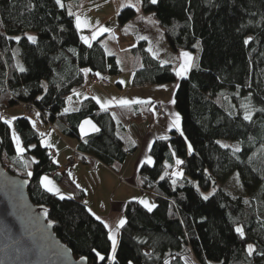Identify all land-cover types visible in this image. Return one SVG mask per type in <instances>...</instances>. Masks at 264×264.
I'll list each match as a JSON object with an SVG mask.
<instances>
[{"label": "trees", "instance_id": "1", "mask_svg": "<svg viewBox=\"0 0 264 264\" xmlns=\"http://www.w3.org/2000/svg\"><path fill=\"white\" fill-rule=\"evenodd\" d=\"M83 1L62 0L61 7L56 0H0V110L32 102L45 123L77 139L81 151L116 168L136 144L124 126L116 125L112 111L127 124L143 114L151 117L157 102L104 110L88 98L79 110L64 111L66 97L86 77L122 72L118 57L107 53L102 39L86 44L75 16L68 14L69 6L75 13ZM141 9L152 13L171 48L190 52L193 61L187 77L178 80L172 64L148 51L147 40L131 48L141 60L133 87L178 81L175 106L183 133L173 131L171 138L153 143L154 163L143 164L139 176L157 205L149 211L140 202L128 203L115 261L108 228L89 211L85 191L68 172L59 171L29 117L14 120L26 148L23 154L16 150L12 126L0 119V155L30 179L31 200L47 208L57 236L76 258L87 257L90 264H189L185 257L194 264H264V0H141ZM136 15L135 8L125 7L120 23ZM17 36L19 41L10 39ZM244 104L250 105L251 120L244 119ZM88 118L100 130L82 136L80 125ZM221 139L237 143L240 151L222 147ZM176 158L184 162L181 177L171 175ZM237 173L243 195L219 184ZM43 175L65 184L74 196L61 199L48 191ZM237 227L243 228V236ZM248 245H253L251 254Z\"/></svg>", "mask_w": 264, "mask_h": 264}, {"label": "crops", "instance_id": "2", "mask_svg": "<svg viewBox=\"0 0 264 264\" xmlns=\"http://www.w3.org/2000/svg\"><path fill=\"white\" fill-rule=\"evenodd\" d=\"M137 15H139L138 12ZM137 15L128 23L136 25L135 23ZM139 16L142 17V14H140ZM142 21L146 24H149V27L151 26V29L153 30V41L147 40V49L151 47L153 49V52L158 53V55L155 57L161 60L162 63L163 61H170V57L171 55H173L175 61L173 62L171 60V63L164 64H172L175 68H178L179 63L181 62V60L179 59L180 54L184 51H174L169 45L166 36L162 30V32L158 30V28H156V26H154L153 24H150L149 21ZM156 37H159V40L157 41L158 44H156L155 42ZM131 66V77L129 83L132 86L131 82L134 70L137 67L141 66L140 58L136 57L131 62ZM85 73L88 76V71ZM187 75L183 77L178 76V80L187 77ZM107 79L109 80L108 85H103L102 83L91 85L90 79L86 77L85 82L82 85L75 87L73 89V92L66 97L65 108L69 109L68 112H73L72 109L79 110L86 99L93 97H99L101 102L110 100L112 98H115L116 100L128 99L140 100L143 102H160L163 104L167 112V115L165 117L158 116L157 114L153 113L151 117H148L146 119H133L127 124H124L119 114L114 110L112 111V116L116 125L118 127L124 126L125 130L129 135V138L132 139V141L136 144L135 151L129 154L126 161L122 165H119L116 168L109 167L108 165L104 164L102 161H100L91 154H88L89 157L86 162L77 161L74 164L69 165V161L73 156L74 151L85 153L79 149L78 140L75 138L67 137L60 133L56 128H52L49 124L45 123L41 119L40 114V118H38V123L40 124L41 121L47 124V126L50 128L48 130L47 137L45 138V141H43V143L47 147H49L48 145H51V147L49 148L53 153L54 162L59 166V171L68 172L71 177L75 179L77 185H79L85 191L86 195L84 201L87 204L88 208L91 209V212L96 217H100V220H102L104 223H107L108 230L109 228H111L112 231L115 232L118 244L120 230L122 227L119 228L118 232H116V227L118 221L121 218H126V221H128L126 215V208L128 206V203L131 201L141 203V200H144L151 204V201L147 198L146 194L151 192L142 189L139 172L141 166L147 163V157H151L154 163V158L151 154V148L153 143L156 140L161 139V137L163 136L171 138L173 131L182 134L183 128L182 119H180L179 129L171 127L174 118L172 114L179 113L176 109L175 102L173 103V101H175V92L178 86V81L164 84L147 85L142 87L132 86L133 88L129 90L131 92L129 96L123 95L126 86L120 80L117 82V85L119 93L122 94L116 95V97L111 96L110 92H107L104 88L94 91L88 89L84 90L85 88L91 89V87H95L96 85L108 87L109 85H111V82L109 78ZM74 90L75 92L81 93V95L76 96L74 94ZM111 93L114 94L112 90ZM106 96H108L109 98H106ZM69 97L72 98L71 101L68 100ZM114 105L117 104L114 103L111 106ZM85 120H91L93 124H95V126L99 128V126L93 119L88 118ZM85 120L82 121L81 125ZM81 125L80 132L82 136L95 133L91 130V127L88 125H84L85 131L82 132ZM35 127L38 129V131H41L38 125H35ZM43 129L46 130V126H44ZM177 159L182 160L180 158H176V160ZM153 163H151V165ZM180 166L181 164H176V167L174 168L172 173L181 170ZM44 176L46 175H43L42 177ZM47 177H49L50 180L52 178L49 175ZM54 185L60 189V194H64V197L74 196V192L69 187L67 190H64L65 188H62V186L55 183ZM141 204L144 205L143 203Z\"/></svg>", "mask_w": 264, "mask_h": 264}, {"label": "water", "instance_id": "3", "mask_svg": "<svg viewBox=\"0 0 264 264\" xmlns=\"http://www.w3.org/2000/svg\"><path fill=\"white\" fill-rule=\"evenodd\" d=\"M29 186L30 179L8 170L0 155V264H90L57 236L47 208L31 200Z\"/></svg>", "mask_w": 264, "mask_h": 264}, {"label": "rangeland", "instance_id": "4", "mask_svg": "<svg viewBox=\"0 0 264 264\" xmlns=\"http://www.w3.org/2000/svg\"><path fill=\"white\" fill-rule=\"evenodd\" d=\"M128 3H129V0H85L84 2L81 3L80 7L76 10L75 13L81 15L82 18H87L89 24L91 25V27H84L82 29H79L82 39L84 37H88L89 39H91L93 32H97V30L100 27L111 29L110 32L98 33L96 36V39H99V38L102 39L101 40L102 44L104 45L107 53L116 55L118 57L120 67L122 68L121 74L107 76V78H109L111 82V85H109L108 87H102L100 85H96L95 87H91V89L85 88L84 90L88 89V90L94 91V90H100L104 88L107 92H110L111 96L116 97V95L122 94V93H119L118 85H117V82L120 80L126 86L123 92V95H127V96L130 95L131 92L129 90L133 88L129 83L130 77H131L130 71L132 68L131 62L137 57L134 55V53H132L131 48L137 45V43L141 40V37H148L147 40L153 41V30L151 29V26L149 27V24L144 23L142 20L149 21L150 24H153L154 26H156V28H158V30L160 31L161 29H159L152 13L143 12L141 9V2L138 3L137 0H130V3L137 4V7H139V11L137 12L139 13V15L142 14V17L137 15L136 23H135L136 25H133L130 23H127L126 25L121 24L119 20V13L125 7H129V6H125ZM28 35L34 36L33 33H29ZM96 39L91 40V43L95 41ZM158 40H159V37H156L155 38L156 44H158L157 42ZM170 59L173 62L175 61L173 55H171ZM111 90L114 92V94L111 93ZM84 92H87V91H84ZM106 98H109V97L106 96ZM20 116H27L30 118L32 122L35 121V125H38L41 129V131L39 130L41 134H44L42 135V142L45 141L48 130L50 128L47 126V124L41 121L39 124L38 123V118H40L39 115H37V112L34 114H30L27 111V106L25 103L18 104L11 108L5 109L3 111L2 118L3 120H6L12 117H20ZM11 126H12V129L15 130L14 121L12 122ZM44 126H46L47 128L46 130L43 129ZM220 143L231 145L233 147L238 146L237 143L232 142L227 139H221ZM22 146H23V143H22ZM1 158H2L3 163L6 165V167H9L10 170L16 171L17 174H20L22 176L25 175L23 171L16 170L14 167L11 166V163L8 160V158H6V156H3ZM179 171L183 173L182 169ZM51 180L55 184H58L62 186V188H65L64 190L68 189V187L65 184L58 182L55 178L52 177ZM73 180L75 181V179ZM219 184L222 185L227 191L231 192L233 195H243L244 194L240 186L239 180L234 175L228 178L225 182H219ZM146 194H147V198L151 201V204L157 205L155 196L152 195L151 193H146ZM61 195L65 196L64 194H60L59 196L61 197ZM185 259L187 263L194 264V259L190 257L188 258L185 257Z\"/></svg>", "mask_w": 264, "mask_h": 264}, {"label": "snow or ice", "instance_id": "5", "mask_svg": "<svg viewBox=\"0 0 264 264\" xmlns=\"http://www.w3.org/2000/svg\"><path fill=\"white\" fill-rule=\"evenodd\" d=\"M56 2L61 7H64L65 6L62 3V0H56ZM137 2L139 3V2H141V0H137ZM151 3H153V4L157 3V0H151ZM125 6H129V7L135 8L136 11H139V7H137V4L130 3V0H129V3L126 4ZM68 14L70 16H75L76 27L78 29H82L84 27H91V25L89 24L87 18H82L81 15L72 12L70 6L68 8ZM110 31H111V29H109V28L100 27L97 30V32H93V34L91 36V39H89L88 37H84L83 38L84 39V42L86 44H89V46H91V40L96 39V36H97L98 33L110 32ZM10 39H15L16 41H19L21 38L17 36V37H11ZM28 39L31 40L33 43L36 42V37H34V36H29ZM141 39L147 40L148 37H141ZM249 39H251V38H249ZM245 42L247 43V41H245ZM148 51L149 52H152L154 56H157L158 55V53L153 52V49L151 47L148 49ZM179 59L181 60V63L179 64V67L178 68H174L173 70L176 72V75L177 76L183 77V76H186L187 75V73L189 72L190 68L192 67L193 57H192V54L190 52L184 51V52H181ZM163 63H171V61H163ZM19 70L21 72H24L25 71V69L22 66H19ZM84 71L87 72V71H90V70L89 69H85ZM97 75H99V73H97ZM44 87L46 88L47 86L45 85ZM74 94L76 96H80L81 95V93L75 92V90H74ZM71 99H72L71 97L68 98L69 101H71ZM93 99H95L96 102L100 104V107L102 109H104V110H107L114 103L115 104H118L120 106H129V105L134 104V103H143V101H140V100H128V99H119V100H116L115 98H112L110 100H106V101H103V102H101V100H100L99 97H93ZM174 102L175 101H173V103ZM242 106L246 109L245 114H244V119L245 120H251L252 119V112L249 110L250 109V105L249 104H244ZM72 110L75 111L76 109H72ZM64 111L65 112H68L69 109L68 108H65ZM261 111H264V109H262ZM37 115H39V113H37ZM172 115H173L174 118H173L171 127H174V128L179 129L180 128V119H181L180 118V115H179V113H174ZM16 119H17V117H12L10 119H6L5 120V123L11 125L12 122L14 120H16ZM84 125L90 126L91 127V130L94 131V132H98L100 130L99 128H97L95 126V124H93V122L91 120H85L83 122V124L81 125V131L82 132L85 131ZM33 126H35V121H33ZM41 135H44V134H41ZM12 138H13V140L16 143V150H17V152L20 153V154H23L26 151V148L22 146V142L20 140V137L15 132L14 129H13V132H12ZM161 139L167 140L168 137L167 136H163V137H161ZM48 146L51 147V145H48ZM31 147H35V145H31ZM222 147L228 148L230 146L227 145V144H223ZM188 149H189V152L191 153L192 145L190 143L188 144ZM233 151H234V154H235V152L240 151V149L237 146V147L234 148ZM173 155H174V153H173ZM146 162L149 163V164L153 163L152 158L151 157H147ZM183 163L184 162L182 160H179V159L176 160V164L177 165H180V164H183ZM28 175H32V173L29 172ZM165 175H168V173L165 172ZM171 175L174 176V177H181L183 175V173L181 171H176V172L172 173ZM238 177H239V174L237 173V178ZM163 178L164 177L161 176V179H163ZM172 182H173V184H175L176 183V180L173 179ZM41 183L43 184V186L48 191L54 192L55 194L60 195V189L54 185V182L52 180H50L49 177H47V176L42 177L41 178ZM60 198L63 199L64 196L61 195ZM204 199L207 200L208 199V196H204ZM141 203H143L145 205V207L148 208L149 211H151L154 207H156V205L149 204L147 201H144V200H141ZM245 203H247V201H245ZM89 211H91V209H89ZM96 218L97 219H100V217H98V216ZM126 222H127L126 221V218H121L118 221V224H117V227H116V232H118L119 231V228L123 227L126 224ZM105 226L108 227V225H107L106 222H105ZM236 231L238 233H240L241 236H243L244 233H243V228L242 227H237L236 228ZM109 233H110V239L112 240V260L115 261V259H116V247H117L116 234H115V232L112 231L111 228H109ZM248 251H249V254H251V252L253 251V245H248ZM100 259L103 260L104 257L103 256H100ZM129 264H131V261H129Z\"/></svg>", "mask_w": 264, "mask_h": 264}, {"label": "built area", "instance_id": "6", "mask_svg": "<svg viewBox=\"0 0 264 264\" xmlns=\"http://www.w3.org/2000/svg\"><path fill=\"white\" fill-rule=\"evenodd\" d=\"M97 83H102L103 85H108L109 84V80L107 78H105L103 75L100 76L99 78L90 80V84H97ZM26 106H27V111L30 114H34L35 112H37V108L34 106V104L32 102H25ZM153 111L155 114H157L158 116H163L165 117L167 115V112L163 106L162 103L157 102L153 105ZM142 118L146 119L147 116L146 114H143L141 116ZM89 155L87 153H82L79 151H74L73 156L71 157L70 161H69V165L74 164L77 161H84L86 162L88 160Z\"/></svg>", "mask_w": 264, "mask_h": 264}]
</instances>
